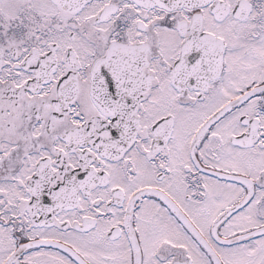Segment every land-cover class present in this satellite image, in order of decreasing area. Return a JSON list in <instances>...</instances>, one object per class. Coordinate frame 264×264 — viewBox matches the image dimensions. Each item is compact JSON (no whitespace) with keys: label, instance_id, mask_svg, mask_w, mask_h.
Listing matches in <instances>:
<instances>
[{"label":"snow or ice","instance_id":"obj_1","mask_svg":"<svg viewBox=\"0 0 264 264\" xmlns=\"http://www.w3.org/2000/svg\"><path fill=\"white\" fill-rule=\"evenodd\" d=\"M0 264H264V0H0Z\"/></svg>","mask_w":264,"mask_h":264}]
</instances>
